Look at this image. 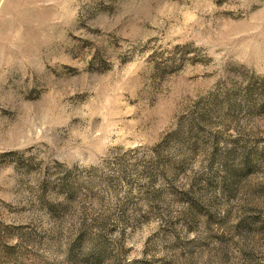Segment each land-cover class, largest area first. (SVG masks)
<instances>
[{
  "label": "rangeland",
  "instance_id": "1",
  "mask_svg": "<svg viewBox=\"0 0 264 264\" xmlns=\"http://www.w3.org/2000/svg\"><path fill=\"white\" fill-rule=\"evenodd\" d=\"M0 264H264V0H0Z\"/></svg>",
  "mask_w": 264,
  "mask_h": 264
}]
</instances>
